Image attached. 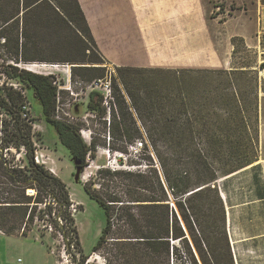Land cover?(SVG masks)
<instances>
[{
    "label": "trees",
    "instance_id": "trees-1",
    "mask_svg": "<svg viewBox=\"0 0 264 264\" xmlns=\"http://www.w3.org/2000/svg\"><path fill=\"white\" fill-rule=\"evenodd\" d=\"M3 2L7 8L14 5L15 11L11 17H2L4 14L0 13L2 24L5 26L12 22L18 24L21 11L22 23L28 14H32L40 22H43V19L47 21L54 15L64 37H75L78 41L70 42L74 56H69L62 62L89 65L78 69L92 71L96 80L104 77L105 62L77 0ZM261 4L264 5V0H261ZM235 41L243 40L234 37L231 44L234 45ZM24 61L33 63L44 60ZM73 68L75 77L78 75L77 67ZM9 69L10 72L5 75L16 80L22 88L33 92V99L41 107L44 121L54 129L59 144L68 151L71 159L77 162L74 167L83 171L86 156L93 147L90 148L83 142L78 129L54 119L57 87L52 77L13 66ZM114 70L125 93H122L109 73L112 89L120 103L118 105L122 120L130 121L135 126V133L140 139L144 138L137 127L136 119L148 133L145 120L158 117L153 122V133L155 132L158 138L151 134L148 142L157 158L159 170L154 171L152 182H146L143 186L123 184L121 190H116V185L110 189L112 182L106 184V199L93 195L88 188L83 187L89 198L102 208L105 217L104 227L93 249H101L109 240H116L115 243H122L126 248L130 264H183V261H186V264H234L226 232L225 206L219 194L218 181L256 160L257 110L254 122H249L246 116L249 110L241 104L239 97L235 96V106L227 109L228 112L226 109L222 110L228 116L223 119L221 126L215 129L222 137L201 143L191 137L194 131L190 121L172 117L171 113L176 108L175 111L179 114H185V109L180 104L173 108L174 104H169L168 95L170 88L174 86V80L177 81L180 74H200L206 73L207 70L176 71L130 67ZM147 75L161 76L164 79L151 83L145 81L144 77ZM103 99L101 93L89 92L87 111L94 114L103 112ZM24 100L25 97L20 91L10 88L0 96V108L10 117L4 130H0L3 133L0 138V187L6 185V198L1 202L4 205L0 206V230L7 228L8 235H13L22 225L26 227L32 223L34 212L41 205L48 210L49 219L54 206L56 212L63 210L58 217L64 220L65 224L72 221L67 213L70 200L65 185L34 162L32 126L27 122L30 118L24 119L21 112V107L25 105ZM12 149L25 150L26 165L23 168L6 169L3 156ZM171 152L181 158L188 155L189 161L185 166H177L170 162ZM217 157L218 164H215ZM106 172L111 177L120 174L117 171ZM122 174L127 178H144L132 172ZM1 177H5L6 182H3ZM27 189H35V196H28Z\"/></svg>",
    "mask_w": 264,
    "mask_h": 264
},
{
    "label": "rangeland",
    "instance_id": "rangeland-1",
    "mask_svg": "<svg viewBox=\"0 0 264 264\" xmlns=\"http://www.w3.org/2000/svg\"><path fill=\"white\" fill-rule=\"evenodd\" d=\"M13 6L7 8L3 0H0V13L4 14L2 17L13 16ZM255 7L256 0H208L206 28L191 32L192 50L198 51V56L200 49H205L207 59H214L216 56L227 63L225 70L180 74L169 90V104H174L173 108L180 104L185 109V114H179L175 111L176 108L171 113L172 117L190 121L194 131L191 137L201 143L222 137L215 129L217 130L223 119L228 116L222 110L226 109L228 112L227 109L235 106V96H238L241 104L249 110L246 115L249 122H254L256 110L258 116V106L261 105V117L264 122V79L259 74L264 76V40L260 39L259 49L247 47L244 41H235L234 45L230 42V36L234 34L236 27L243 24L248 16L252 17ZM2 17L0 15V96L10 88L20 91L25 97L30 118L27 122L32 126L34 162L65 185L70 200L67 213L72 221L65 224L64 220L58 217L63 210L56 212L54 206L50 219L48 210L42 205L37 207L34 221L26 227L22 225L13 235H8L7 228L0 230V264H130L126 248L122 243H115L116 240H109L101 249H93L101 235L105 217L102 208L89 198L83 187L88 188L93 195L106 199V184L111 182L113 185L110 189L116 185V190H121L123 184L143 186L146 182L151 183L154 171L159 170V164L148 137L152 134L158 138V135L153 133V122L158 117L145 120L148 133L136 119L137 127L144 138L140 139L135 133V126L130 121L122 120L118 105L120 103L112 89L109 73L122 93H125L115 70H109L106 64L104 77L99 80L110 81L111 99H103V112L94 114L87 111L89 91L86 87L96 80L93 78L94 73L78 69L89 65L62 62L69 56H74L70 42L73 40L77 43V39L64 37L54 15H51L49 20L43 19V22H40L32 14H28L22 23L21 11L18 15L19 23L12 22L7 26L2 24ZM251 29L249 23L248 30ZM255 41L258 42V38ZM24 60L44 61L25 63ZM26 64L45 66L40 75L52 77L57 87L54 119L59 116L61 122L78 129L83 142L90 148L93 147L86 156L83 171L79 174L80 183L75 179V167L68 151L59 144L54 129L44 121L42 109L33 99V92L22 88L16 80L5 75L10 72V66L27 70L24 67ZM197 65L218 67L219 63L207 61ZM73 67H77L78 75L75 77ZM144 78L151 83L164 79L155 75H147ZM9 118L6 111L0 108V130H4ZM206 129L215 133L205 132ZM256 130L259 138V129ZM2 137L3 133L0 132V138ZM138 143H143V146L133 151ZM24 152V149L5 152L3 157L6 169L23 168L26 165ZM170 154V162L177 166H185L189 161L188 155L181 158L175 152ZM215 161V164H218V157ZM106 171H117L120 174L111 177ZM123 172L140 174L144 178H127ZM1 180L6 182L5 177H1ZM4 188L6 185L0 187V206L4 205L1 202L6 198ZM26 194L35 196L36 191L27 189ZM239 245L241 244H234L233 251L230 245L233 260L234 252L239 264H264L263 247ZM183 264H186V261H183Z\"/></svg>",
    "mask_w": 264,
    "mask_h": 264
},
{
    "label": "crops",
    "instance_id": "crops-1",
    "mask_svg": "<svg viewBox=\"0 0 264 264\" xmlns=\"http://www.w3.org/2000/svg\"><path fill=\"white\" fill-rule=\"evenodd\" d=\"M77 1L109 70L121 67L225 70L227 63L216 56L207 59L205 49H200V56L198 51L192 50L191 32L201 31L207 25L208 0ZM256 6L252 17L244 16L247 20L236 27L230 42L237 37L249 48H260V41L255 40L256 34L264 30V5L256 0ZM249 23L251 30H248ZM207 61L219 63V66L197 65ZM261 115L259 105L260 150L256 160L218 181L232 251L234 244L264 248V122ZM233 255L235 263L239 264L234 252Z\"/></svg>",
    "mask_w": 264,
    "mask_h": 264
},
{
    "label": "built area",
    "instance_id": "built-area-1",
    "mask_svg": "<svg viewBox=\"0 0 264 264\" xmlns=\"http://www.w3.org/2000/svg\"><path fill=\"white\" fill-rule=\"evenodd\" d=\"M258 40L260 41V39L264 40V30L259 32V34L257 35ZM86 89L89 92H99L101 93V95L103 96L104 100H109L111 99V85H110V81L109 80H95L93 82H91ZM58 98V96H57ZM21 112H22V117L24 119H28V106L25 104L21 107ZM58 121H61V119L59 118V116H56L55 118ZM142 144L138 143L136 147H134L132 150L136 151L137 149L141 148Z\"/></svg>",
    "mask_w": 264,
    "mask_h": 264
},
{
    "label": "bare ground",
    "instance_id": "bare-ground-1",
    "mask_svg": "<svg viewBox=\"0 0 264 264\" xmlns=\"http://www.w3.org/2000/svg\"><path fill=\"white\" fill-rule=\"evenodd\" d=\"M24 67L30 71V72H33V73H38V74H41L43 73V70L45 69V66L43 65H34V64H26L24 65Z\"/></svg>",
    "mask_w": 264,
    "mask_h": 264
},
{
    "label": "water",
    "instance_id": "water-1",
    "mask_svg": "<svg viewBox=\"0 0 264 264\" xmlns=\"http://www.w3.org/2000/svg\"><path fill=\"white\" fill-rule=\"evenodd\" d=\"M72 162H73V164H74V166L75 165H77V162H75V161H73L72 160ZM82 171H81V169L80 168H75V179H76V181L78 182V183H80L79 182V174L81 173Z\"/></svg>",
    "mask_w": 264,
    "mask_h": 264
}]
</instances>
